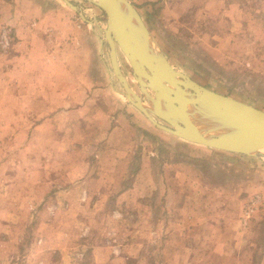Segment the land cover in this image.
<instances>
[{
  "label": "rangeland",
  "instance_id": "1",
  "mask_svg": "<svg viewBox=\"0 0 264 264\" xmlns=\"http://www.w3.org/2000/svg\"><path fill=\"white\" fill-rule=\"evenodd\" d=\"M69 1L91 23L0 0V264H264V157L152 125L105 13ZM130 1L176 69L264 110V0Z\"/></svg>",
  "mask_w": 264,
  "mask_h": 264
},
{
  "label": "water",
  "instance_id": "2",
  "mask_svg": "<svg viewBox=\"0 0 264 264\" xmlns=\"http://www.w3.org/2000/svg\"><path fill=\"white\" fill-rule=\"evenodd\" d=\"M62 1L89 23L78 6ZM87 1L106 15L104 39L122 94L152 125L197 145L264 157V110L214 91L176 69L130 0ZM119 51L130 65L139 94L120 68Z\"/></svg>",
  "mask_w": 264,
  "mask_h": 264
},
{
  "label": "built area",
  "instance_id": "3",
  "mask_svg": "<svg viewBox=\"0 0 264 264\" xmlns=\"http://www.w3.org/2000/svg\"><path fill=\"white\" fill-rule=\"evenodd\" d=\"M8 41H9L8 31L6 29H2L1 30V42H3L4 44H7Z\"/></svg>",
  "mask_w": 264,
  "mask_h": 264
},
{
  "label": "crops",
  "instance_id": "4",
  "mask_svg": "<svg viewBox=\"0 0 264 264\" xmlns=\"http://www.w3.org/2000/svg\"><path fill=\"white\" fill-rule=\"evenodd\" d=\"M132 3H134V2H132ZM134 6L137 8V10L139 9L135 4H134ZM139 11V13H140V15H141V17H142V19L144 20V18H143V16H142V13H141V11L140 10H138ZM144 22H145V20H144ZM145 24L147 25V27H148V24H147V22H145ZM149 30H150V28H149ZM151 31V30H150ZM98 193H100L101 195H102V193H104L105 192V189L104 188H102L101 187V189H99L98 191H97Z\"/></svg>",
  "mask_w": 264,
  "mask_h": 264
},
{
  "label": "bare ground",
  "instance_id": "5",
  "mask_svg": "<svg viewBox=\"0 0 264 264\" xmlns=\"http://www.w3.org/2000/svg\"><path fill=\"white\" fill-rule=\"evenodd\" d=\"M89 23H91V20L89 21ZM120 63V62H119ZM126 80H127V78H126ZM127 82H128V80H127ZM137 83V82H136ZM128 84H129V82H128ZM130 85V84H129ZM131 87V86H130ZM132 88V87H131ZM123 89V88H122ZM132 90H134V89H132ZM139 90V89H138ZM122 92H123V90L122 91H119V93L121 94V95H123L122 94ZM134 92H136L135 90H134ZM137 94H139V91L138 92H136ZM124 96V95H123ZM140 112V111H139ZM141 113V112H140ZM263 152H264V149L262 150Z\"/></svg>",
  "mask_w": 264,
  "mask_h": 264
},
{
  "label": "flooded vegetation",
  "instance_id": "6",
  "mask_svg": "<svg viewBox=\"0 0 264 264\" xmlns=\"http://www.w3.org/2000/svg\"><path fill=\"white\" fill-rule=\"evenodd\" d=\"M138 86V85H137ZM139 91V90H138Z\"/></svg>",
  "mask_w": 264,
  "mask_h": 264
}]
</instances>
